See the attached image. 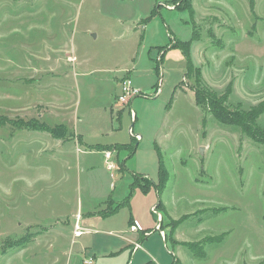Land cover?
<instances>
[{"label": "rangeland", "instance_id": "rangeland-1", "mask_svg": "<svg viewBox=\"0 0 264 264\" xmlns=\"http://www.w3.org/2000/svg\"><path fill=\"white\" fill-rule=\"evenodd\" d=\"M191 1L193 14L178 0H0V116L68 129L61 140L0 127V264H84L93 244L108 251L105 264H124L130 215L100 202L120 200L125 187L127 196L129 171L157 184L160 167V194L152 185L138 195L152 229L130 264H264V145L217 122L193 91L222 95L230 85L232 112L264 102V0L253 10L250 0ZM190 40L188 71L173 45ZM126 76L144 93L131 105L143 141L120 154L126 168L109 172L76 136L132 142L128 109L114 105L121 121L109 109ZM257 124L264 129V114ZM89 164L98 166L90 175ZM160 200L166 241L150 209ZM91 206L106 209V222L73 238L74 214Z\"/></svg>", "mask_w": 264, "mask_h": 264}, {"label": "crops", "instance_id": "crops-1", "mask_svg": "<svg viewBox=\"0 0 264 264\" xmlns=\"http://www.w3.org/2000/svg\"><path fill=\"white\" fill-rule=\"evenodd\" d=\"M126 70H131L132 72L134 71V69H126ZM126 72V71H124ZM131 72V74H132ZM124 78V77H123ZM131 78V76H130ZM123 79H118V81H116V88H118L119 90V93H117L115 96H114V100L110 106V114H111V121H121L122 118H123V113L125 112V110H117L114 108V105L118 103V97L120 95V83ZM162 93V91H161ZM133 103V102H132ZM131 103V105H132ZM121 106V105H119ZM122 107V106H121ZM127 111V110H126ZM129 116V115H128ZM137 114H136V122H137ZM129 122L130 121V116H129ZM135 122V123H136ZM131 125V123H130ZM128 136L130 138H132L129 133H128ZM78 138V141H79V145L81 146L82 144H84L85 146L89 147V154H95V153H100V154H103L105 152H113L114 155H113V160H112V163L115 165L114 169L110 170L108 168V164H107V160H106V156L104 155V162H106V170H108L109 172L111 171H117V169L121 170V166L125 167L126 168V161L129 160V157L126 158L124 160V162L122 163L121 160H123L121 158V155L122 153H125V152H133V151H136L137 149V146L138 145H135L133 144V142L135 143V139L132 140L131 143H120V142H113V143H94L92 142L90 139H88V136L85 135V134H78V136H76ZM143 139V137H142ZM143 141V140H142ZM141 141V142H142ZM136 144H138V142H136ZM130 145V147L128 148H124V146H128ZM108 147H110V149H107ZM80 152H82V150L80 149ZM135 154V153H134ZM98 166L96 164H89L88 167H87V171L90 174H93L95 170V168H97ZM130 172V175L129 177H127L129 180V182L127 183L130 191L129 193L127 194L126 196V187L124 189V191L122 192L121 196L122 198H120V200H113L111 198H108V199H103L101 200L100 204H102V206H108L109 204V201H112L113 202V215L115 214V212H117L118 210H120L121 208L123 210H127L128 212V215H130L129 217V220L127 221V228H126V236H124L123 240L128 243L129 246H134L131 250V253H135L137 250H135V247L136 245L135 244H139L140 245V242L143 240V239H146L147 237L150 236V232H148V230H151V224L152 222L149 221L148 217H145L144 215L141 214V202L142 201H146V211H149V206L147 204V200H146V196L145 198H139L138 199V195H145V193L149 192L150 189L147 191V192H143L142 189L140 187L137 186V188H135L134 190H137L136 193L134 194V196L131 198L132 194L130 195V192H131V184L134 183V181L136 180V177H141V178H146L148 179L145 175V174H139L137 171H129ZM145 175V176H144ZM144 176V177H143ZM115 177V176H114ZM113 177V178H114ZM111 178H112V175H111ZM143 182V181H142ZM145 183V182H143ZM113 187V185H112ZM151 188V187H150ZM156 188V187H155ZM115 189H116V186H115ZM157 190V188H156ZM120 196V197H121ZM109 200V201H108ZM129 200V203H127V201ZM141 201V202H140ZM154 203V202H152ZM160 207L159 209L162 207L163 205V202L160 200ZM110 205V204H109ZM101 206V205H100ZM151 206V205H150ZM97 208V206H91L89 208V210L87 212H85V215H83L82 217H79V214H74V216H76V220L73 222V227H72V232L74 230V226H75V223L76 221L78 220V217L80 218V226L86 231V233L82 236L84 237L85 235H97L99 232L96 230L97 227H99L101 224L105 223L106 220H105V215H103L104 211L106 210L105 208L104 209H100ZM151 209V208H150ZM152 212V211H151ZM135 226L136 227V231L135 230H132V227ZM155 230H156V227H155ZM161 236V235H160ZM72 237L74 238V232H73V235ZM82 237H79V238H82ZM161 239L166 241V238H163L161 236ZM142 247V246H141ZM97 245L93 244L92 246L90 247H84V252L82 253V259H83V262L84 264H105L106 259L104 254H109L108 251H101V252H98L97 250ZM141 249V248H140ZM138 249V250H140ZM83 251V250H82ZM88 253H90L89 255H92V257L90 256L89 258H87L86 255H88ZM131 253H127L126 256H125V260H124V264H130L131 261H128V258H130V254ZM110 254H114L113 252H111ZM68 260H69V257L70 255H68ZM73 256V255H72ZM87 261H91L92 263H88ZM177 261V260H176ZM154 264H157L154 262Z\"/></svg>", "mask_w": 264, "mask_h": 264}, {"label": "trees", "instance_id": "trees-1", "mask_svg": "<svg viewBox=\"0 0 264 264\" xmlns=\"http://www.w3.org/2000/svg\"><path fill=\"white\" fill-rule=\"evenodd\" d=\"M186 1V5L184 3ZM255 0H250L251 9L253 10ZM176 9L180 10H188L189 13H194L193 3L191 0H178L175 4ZM193 40H190L182 46H174L182 49L186 62H189L190 65L187 67L188 71H190L193 67V62L191 61V45ZM200 80L201 76L198 75ZM200 82V81H199ZM195 103L197 106L203 108H207L209 113L214 117L217 122H220L222 125H226L229 127L239 128L243 134L248 137H251L255 142L264 145V129H262L258 124V119L264 114V102L258 104V106L253 107L249 112L244 111H230L228 106H226L228 99L232 93L231 86L229 85L226 89V92L222 95H217L215 91H212L202 85L195 87ZM9 125L14 127L15 129H27L30 131H41L46 132L51 137L56 139L64 140L67 136L68 129L63 125L58 126H49L46 122H40L37 119L32 120H24V119H11L8 116H0V127ZM107 149H110L108 147ZM160 179L157 184H151V182L147 181L144 184H140L134 181L131 185V192L135 188L140 187L142 191L147 192L152 185L157 188V193L160 194L162 188H164V179L162 176L164 175V170L160 167ZM129 203V200L127 201ZM160 207V204L157 206Z\"/></svg>", "mask_w": 264, "mask_h": 264}, {"label": "built area", "instance_id": "built-area-1", "mask_svg": "<svg viewBox=\"0 0 264 264\" xmlns=\"http://www.w3.org/2000/svg\"><path fill=\"white\" fill-rule=\"evenodd\" d=\"M161 85H162V79L159 80V84L158 87L156 88V90L153 92V98H157V96H159L161 93ZM144 93H141V91L136 88L134 86L133 80L132 78H130L129 76H126L123 78V80L120 83V95L118 97V103L119 105H121L122 107H125V109H128V112L130 114V120L132 125L129 127L128 129V133L129 135L135 139L136 142H141L142 136L138 133L135 132L134 130V125L136 122V112L134 109H132L131 107V103L138 97H142ZM128 106V107H127ZM104 155L106 156V160H107V164H108V168L111 170L114 169L115 165L112 163V153L111 152H105ZM158 207H152L151 211L154 215H156L157 217V221L158 224L156 225V230L159 231L160 235L165 238V231L161 229V224L163 221V215L159 214L157 211ZM80 218L78 217V220L75 223L74 226V238H79L82 237L86 231L80 226ZM132 230L136 231V227L133 226ZM135 250H138L141 248V245L139 244H135ZM88 263H92L91 261H87Z\"/></svg>", "mask_w": 264, "mask_h": 264}, {"label": "water", "instance_id": "water-1", "mask_svg": "<svg viewBox=\"0 0 264 264\" xmlns=\"http://www.w3.org/2000/svg\"><path fill=\"white\" fill-rule=\"evenodd\" d=\"M203 150V149H202Z\"/></svg>", "mask_w": 264, "mask_h": 264}]
</instances>
